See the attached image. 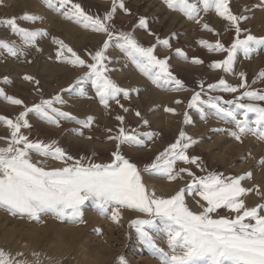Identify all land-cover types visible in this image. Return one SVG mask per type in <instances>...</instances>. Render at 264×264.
<instances>
[{
  "label": "rangeland",
  "instance_id": "374dc122",
  "mask_svg": "<svg viewBox=\"0 0 264 264\" xmlns=\"http://www.w3.org/2000/svg\"><path fill=\"white\" fill-rule=\"evenodd\" d=\"M74 2L81 3L89 14L103 17L111 11L113 0ZM123 3L129 12L117 7L111 23L117 31L132 33L143 46H155L158 57H168L170 70L184 81L186 91L174 92L166 87H158L130 57L112 43L106 53L109 57L107 74L121 88L129 90L127 98L122 94L119 96L120 104L128 111L125 112L115 100H110L109 107L105 108L91 81L80 85L84 94H80L77 87L69 90L88 69L58 59L56 52L59 45L54 42V38L62 40L91 63L88 53L101 48L107 36L66 19L55 7H49L46 0H0V21L11 17L20 18L25 14L37 15L42 19L35 23L20 19L18 23L21 27L40 29L47 33L39 37L34 46H27L23 45L22 39L6 24L0 23V39L23 48V54L19 57L0 51V89L7 95L24 101V105H13L0 96V115L14 119L24 110L25 105L31 107L44 99L61 96L66 103L57 104L56 107L79 119L92 116L94 120L90 129H81L83 135H80L76 131L80 126L72 121L62 120L60 126L56 127L29 113L31 127L22 131L31 140L56 141L75 159L86 157L95 163L110 162L116 144L108 140V136L115 135L121 126L116 116H124L123 127L126 130L155 133L143 148L121 145L122 153L141 168L154 161L184 130L197 139L198 143L189 149V154L201 157L205 171L202 172L195 165L182 166L191 168L197 175H206L209 171L222 173L224 176L252 172V178L246 180L244 186L258 188L264 194V164L260 163L264 159V140L246 134L243 142H238L227 131H214L227 130L233 128V125L214 116L205 120L195 108L188 107L194 91H200L198 85L201 81L205 85L203 99L213 95H222L226 101L236 99L244 89L238 93H221L208 90L207 85L217 83L219 79L238 85L241 83V72L246 74L251 89H264V81L257 79L259 73L264 71V47L250 58L238 54L233 72L225 73L211 68L210 64L225 58L227 54L210 52L199 43L202 39L211 43L219 40L228 47L235 39L230 23L214 11L201 12L203 19L198 24L189 20L182 12L168 8L164 0H123ZM230 8L234 14L247 17L241 21L242 29L255 36H264V0H230ZM142 16L148 21L146 29L139 27ZM204 23H208L214 31L204 30ZM157 37L168 40L170 46L159 44ZM177 48L187 54V61L177 55ZM193 57L202 59L204 63H192ZM26 76H31L34 80L29 81L25 79ZM253 80H256L255 84L252 83ZM177 100L182 103H176ZM254 103L264 106V101ZM168 108H175L176 112H168ZM136 112L141 115L137 116ZM186 112L191 117V124L184 123ZM144 120L148 121V125H144ZM107 129H112V133L107 132ZM9 136L7 127L0 123V147L7 146ZM40 159L43 158L33 154L34 162ZM44 166L51 168L63 165L59 161L48 159ZM144 180L149 189L166 197L184 187L190 178L185 174L183 179L170 182L163 177L144 174ZM187 202L193 210H199L194 199L189 197ZM245 202L249 206L262 204L264 196L252 192ZM83 211L85 222L73 223L53 215H42L39 220L13 216L6 209L0 208V249L13 256L23 253L22 258L27 259L30 264L36 260L40 264H120V257H124L126 264H160V260L148 252L135 227L131 226L132 220L147 218L144 214L122 208L119 222H114L111 218L98 214L92 201L85 203ZM221 214L230 213L221 210ZM152 234L159 247L166 252L170 251L166 235L162 232Z\"/></svg>",
  "mask_w": 264,
  "mask_h": 264
},
{
  "label": "snow or ice",
  "instance_id": "6c2138e0",
  "mask_svg": "<svg viewBox=\"0 0 264 264\" xmlns=\"http://www.w3.org/2000/svg\"><path fill=\"white\" fill-rule=\"evenodd\" d=\"M46 3L49 7H55L66 19L107 36L101 48L88 53L91 63L62 40L54 38V42L59 45L56 52L58 59L88 69L69 90L77 87L80 94H84L80 85L91 81L100 103L105 108L109 107L110 100H115L124 108L120 104L119 96L122 94L127 98L129 90L121 88L107 74L109 57L106 53L112 43L130 57L158 87H166L174 92L187 90L184 81L170 70L168 57H158L155 46H143L132 33L117 31L111 23L117 7L129 12L123 0L119 3L113 0L111 11L103 17L89 14L81 3L74 0H55V3L53 0H46ZM164 3L168 8L182 12L189 20L198 24L203 19L200 13L209 11H214L230 23L235 33V39L230 46L226 47L219 40L215 43L203 39L199 41L210 52L227 54L225 58L213 61L211 68L231 73L238 54L250 58L264 47V36L252 35L241 28V21L247 17L234 14L230 8V0H164ZM18 19L35 23L42 18L25 14L20 18L11 17L0 21L22 39L23 45L34 46L39 37L47 35L40 29L21 27ZM139 27L148 28L147 18L140 17ZM202 27L206 31H214L208 23H204ZM157 42L165 47L170 46L168 40H160L159 37ZM0 51L13 57L23 54L22 47L3 39H0ZM176 53L186 61L189 59L182 49L177 48ZM191 62L204 63L198 57H193ZM239 76L241 83L238 85L230 84L225 79L207 85L208 90L221 93H238L244 89L236 99L226 101L222 95L203 99L205 85L201 81L198 85L200 91H194L188 107L195 108L205 120L214 116L233 125V128L227 130L214 131H227L238 142L242 143L246 134L264 140V106L254 103L264 101V89H251L246 74L241 72ZM25 79L34 80L31 76H26ZM257 79L264 81V71L259 73ZM252 83L255 84L256 80ZM0 96L13 105H24L23 100L7 95L3 89H0ZM64 103L66 101L57 95L31 107L25 105L24 110L14 119L0 115V123L10 133L7 146L0 147V208L6 209L13 216H27L39 220L42 215H53L73 223L85 222L83 209L87 201L95 204L98 214L109 217L114 222H119L122 208L133 209L147 218L134 219L131 226L135 227L148 252L159 259L160 264H264V203L249 206L245 202L248 194L252 192L264 196L258 188L244 186V182L252 178V172L224 176L222 173L209 171L206 175H197L191 168L182 166L195 165L202 172L205 171L201 157L189 154V149L198 143L197 139L184 130L180 131L176 141L160 152L154 161L145 164L143 168L138 167L122 153L121 145L143 148L146 141L153 139L155 133L126 130L123 127L125 118L121 115L116 116L121 126L115 135L108 136V140L115 142L116 148L107 163H95L86 157L75 159L56 141L31 140L24 134L22 129L31 127L28 116L33 113L56 127L60 126L62 120L72 121L80 126L76 131L83 135L81 129H90L94 118L88 116L79 119L56 107L57 104ZM176 103L182 101L177 100ZM124 111L127 112L128 109L124 108ZM167 111L175 113L176 109L168 108ZM136 115L140 116L141 113L136 112ZM143 123L148 125L147 120ZM184 123H192L187 112L184 113ZM107 132L112 133V129H107ZM33 154L43 159L34 162ZM48 159L59 161L63 166L45 167ZM260 163L264 164V159ZM144 174L163 177L170 182L181 180L186 174L190 181L165 197L157 194L154 189H149ZM189 197L195 200L199 210H193L189 206ZM221 210L230 214L222 215ZM153 232L166 235L170 251L166 252L158 246ZM22 257L23 253L13 256L0 249V264H30ZM119 260L120 264H126L124 257ZM31 264H40V261L36 260Z\"/></svg>",
  "mask_w": 264,
  "mask_h": 264
}]
</instances>
